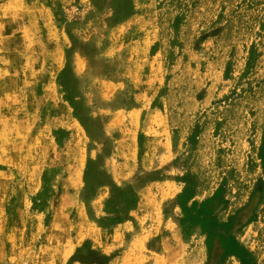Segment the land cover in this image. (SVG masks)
I'll use <instances>...</instances> for the list:
<instances>
[{
	"label": "rangeland",
	"instance_id": "1",
	"mask_svg": "<svg viewBox=\"0 0 264 264\" xmlns=\"http://www.w3.org/2000/svg\"><path fill=\"white\" fill-rule=\"evenodd\" d=\"M0 264H264V0H0Z\"/></svg>",
	"mask_w": 264,
	"mask_h": 264
}]
</instances>
